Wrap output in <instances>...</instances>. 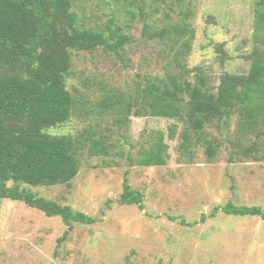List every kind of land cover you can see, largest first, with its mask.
Listing matches in <instances>:
<instances>
[{
  "label": "trees",
  "instance_id": "obj_1",
  "mask_svg": "<svg viewBox=\"0 0 264 264\" xmlns=\"http://www.w3.org/2000/svg\"><path fill=\"white\" fill-rule=\"evenodd\" d=\"M87 1L0 0V201L21 202L47 217H60L69 229L75 223H97V218L31 188L71 186L85 152L111 157L121 147L108 134L92 128L77 135H57L51 130L69 125L81 109L72 91L77 54L103 50L124 60L133 41L130 28L137 20L143 24L141 39L161 46L156 63L163 71L137 74L126 90L102 87L100 108L114 113L119 135L125 137L133 117L172 119L176 123L169 128V138L177 139L181 126L178 152L183 163H194L200 151L209 162H216L225 142L232 163L264 161V0L255 3L248 74L224 72L219 82L205 67L188 64L196 38L193 0L185 8V0H153L152 11L146 9L147 0H111L114 10L99 27L88 22L83 7ZM157 2L168 8L164 19L178 9V20L161 24ZM219 48L217 54L225 57L223 44ZM169 149L165 133L158 132L147 137L136 158L128 157L129 163L166 166ZM128 176L126 171L118 202L143 211V195L132 189ZM220 211L264 220L262 208L233 203L217 206L192 223L168 218L194 227Z\"/></svg>",
  "mask_w": 264,
  "mask_h": 264
},
{
  "label": "rangeland",
  "instance_id": "obj_2",
  "mask_svg": "<svg viewBox=\"0 0 264 264\" xmlns=\"http://www.w3.org/2000/svg\"><path fill=\"white\" fill-rule=\"evenodd\" d=\"M188 2L185 0L183 8ZM154 3L147 0L146 9L152 11ZM255 3L256 0H193L196 38L189 66L205 67L216 82L224 72L247 75ZM157 4L161 24L178 20V9L171 18L164 19L168 8L163 9L162 2ZM83 7L93 27L106 23L114 10L111 0H89ZM142 27L139 20L132 23L133 41L124 60L103 50L77 54L72 91L81 109L69 125L51 130L57 135H77L92 128L108 134L121 147L111 157L85 152L81 171L71 186L31 188L40 196L97 218V223H75L69 229L60 217H47L24 203L2 200L0 264H264L261 217L220 211L205 224L194 227L168 218L174 216L192 223L228 203L264 210V161L232 163L225 142L218 161L209 162L200 151L194 163H183L178 152L181 126L177 139L169 138V128L175 120L133 117L125 137H121L114 113L102 112V87L126 90L137 74L163 71L156 63L162 48L141 39ZM222 44L225 57L217 54ZM224 58L225 64L221 62ZM158 132L165 133L170 146L168 164H130L128 157L136 158L147 137ZM126 171L132 189L143 195V211L136 205L118 202Z\"/></svg>",
  "mask_w": 264,
  "mask_h": 264
}]
</instances>
